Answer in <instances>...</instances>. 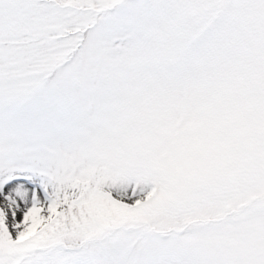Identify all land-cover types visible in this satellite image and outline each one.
<instances>
[{"label":"snow or ice","instance_id":"obj_1","mask_svg":"<svg viewBox=\"0 0 264 264\" xmlns=\"http://www.w3.org/2000/svg\"><path fill=\"white\" fill-rule=\"evenodd\" d=\"M0 264H264V0H0Z\"/></svg>","mask_w":264,"mask_h":264}]
</instances>
